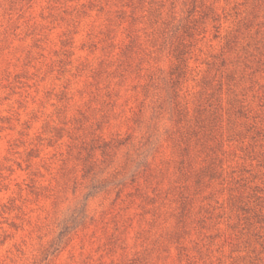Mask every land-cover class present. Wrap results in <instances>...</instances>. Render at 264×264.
Listing matches in <instances>:
<instances>
[{"label": "rangeland", "instance_id": "rangeland-1", "mask_svg": "<svg viewBox=\"0 0 264 264\" xmlns=\"http://www.w3.org/2000/svg\"><path fill=\"white\" fill-rule=\"evenodd\" d=\"M0 264H264V0H0Z\"/></svg>", "mask_w": 264, "mask_h": 264}]
</instances>
